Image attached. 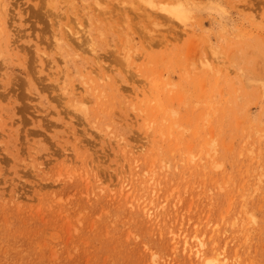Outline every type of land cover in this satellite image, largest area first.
Wrapping results in <instances>:
<instances>
[{
	"label": "rangeland",
	"instance_id": "1",
	"mask_svg": "<svg viewBox=\"0 0 264 264\" xmlns=\"http://www.w3.org/2000/svg\"><path fill=\"white\" fill-rule=\"evenodd\" d=\"M214 258L264 264V0H0V264Z\"/></svg>",
	"mask_w": 264,
	"mask_h": 264
},
{
	"label": "bare ground",
	"instance_id": "2",
	"mask_svg": "<svg viewBox=\"0 0 264 264\" xmlns=\"http://www.w3.org/2000/svg\"><path fill=\"white\" fill-rule=\"evenodd\" d=\"M199 244V243H198ZM204 244V243H203ZM201 246H204L205 247V245H201ZM199 248V247H198ZM198 254V253H197ZM207 264H217V259L216 258H214V259H209L208 261H207Z\"/></svg>",
	"mask_w": 264,
	"mask_h": 264
}]
</instances>
